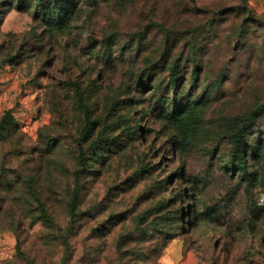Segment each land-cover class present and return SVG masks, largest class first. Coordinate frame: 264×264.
<instances>
[{
	"label": "rangeland",
	"instance_id": "374dc122",
	"mask_svg": "<svg viewBox=\"0 0 264 264\" xmlns=\"http://www.w3.org/2000/svg\"><path fill=\"white\" fill-rule=\"evenodd\" d=\"M71 1L56 29L29 0H0V120L13 118L0 264L61 263L75 187L69 264H264V108L241 143L245 171L227 166L233 132L264 105V0ZM73 83L93 121L78 182ZM186 103L184 140L167 115ZM100 132L116 144L92 150ZM35 194L51 228L34 221Z\"/></svg>",
	"mask_w": 264,
	"mask_h": 264
},
{
	"label": "trees",
	"instance_id": "16d2710c",
	"mask_svg": "<svg viewBox=\"0 0 264 264\" xmlns=\"http://www.w3.org/2000/svg\"><path fill=\"white\" fill-rule=\"evenodd\" d=\"M29 0L30 6H32L36 12L43 18L45 22L49 24H53L56 29H62L67 27L69 24V18L72 14L71 0ZM177 67H170V80L171 85L174 87L176 85V76H177ZM72 86L75 89V92L78 95V103L79 107L82 110L84 115V126L82 131L80 132L77 148H78V164L80 168L74 173L75 181L78 182L83 173L88 171L87 160L85 156L84 149H82L80 141L84 140L85 135L91 130L93 121H92V112L90 107L85 102V97L83 91L81 90L80 85L73 83ZM264 105H261L256 110L249 113V115L242 120V122L237 126L236 130L233 132L231 136V148L235 160L228 163V168L232 170L235 167H239L242 171H245L246 164L243 158L244 149H241V143L245 138V132L249 125L253 124L256 120V117L262 113ZM168 119L176 126L179 132L184 136V140L188 139L189 135H192L195 132V119L196 113L195 108L191 103H186L179 107H175L168 113ZM13 123V118L9 111H7L0 120V133L7 130V128ZM132 134V131L128 132ZM116 144V140L114 138L105 139L103 134L100 132L96 139L92 141L91 148L92 150H96L98 148L108 149L111 144ZM96 154V153H95ZM77 184V183H76ZM77 188L75 187L72 192V198L69 205V214L71 217V225L68 227L67 232L60 233L58 239L60 241L61 247L64 249V256L61 259L60 264H69V260L71 258L70 253V237H71V228L75 223L76 218V203H77ZM34 204L36 209V214L34 216V221H40L46 227H52L53 221L48 212V207L46 203L36 194L34 195ZM148 233L145 232L144 236H147ZM174 237L172 233H165V240L169 241Z\"/></svg>",
	"mask_w": 264,
	"mask_h": 264
}]
</instances>
